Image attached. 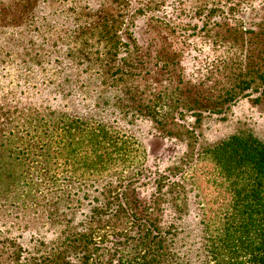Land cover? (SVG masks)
<instances>
[{"label":"trees","instance_id":"16d2710c","mask_svg":"<svg viewBox=\"0 0 264 264\" xmlns=\"http://www.w3.org/2000/svg\"><path fill=\"white\" fill-rule=\"evenodd\" d=\"M39 3L12 0L11 4L22 20L19 26H28L32 35L27 40L29 51L15 63L20 94L11 89L0 98V264H264V140L240 131L203 150L217 166L229 202L223 210L203 212L198 229L185 227L181 214L188 208L189 193L179 181L182 177L155 173L141 161L136 165L130 153L142 151L146 161L156 153L148 154L138 139L130 141L133 137L120 124H126L125 117L113 122L85 119L67 103H56L65 86L69 89L70 77H61L64 70L47 58L51 54L44 52L46 42L39 46L34 40L49 28L59 33L58 26H66L73 31L68 43L71 62L81 64L92 60V39L98 38L103 44V58H98L101 76L115 69L130 79L138 75L139 66L143 68L131 55L139 41L133 11L127 21L117 19L123 18L122 13L97 14V23L85 28L57 21L53 15H35ZM121 49L128 62L119 58ZM60 58L57 55L54 64ZM124 80L120 76L116 81ZM245 90L225 87L211 111L221 113L228 102L252 95ZM39 92L52 94L53 100L36 99ZM141 93L138 86L128 88L127 99H119L121 113L132 115L128 124L150 116L157 127L149 132V146L154 140L164 148L167 138L178 145L179 133L173 136L186 125L169 116L157 118V103L141 102ZM137 101L139 105L132 103ZM209 107L196 110L206 112ZM194 134L197 138L196 130ZM135 143L138 148L133 149ZM128 163L134 166L127 167ZM183 194L181 203H176ZM84 203L92 206V214L78 230L77 215ZM112 218H125L129 227L103 235L104 222ZM42 229L55 234L49 245L36 239ZM26 232L39 247L21 245ZM121 247L130 255H118Z\"/></svg>","mask_w":264,"mask_h":264},{"label":"rangeland","instance_id":"374dc122","mask_svg":"<svg viewBox=\"0 0 264 264\" xmlns=\"http://www.w3.org/2000/svg\"><path fill=\"white\" fill-rule=\"evenodd\" d=\"M11 4L12 0L0 2L1 99L9 95L11 89L20 94L14 75L18 73L15 63L24 58L23 53L31 47L27 46V40L32 34L27 32L28 26H19L22 20ZM37 6L33 11L37 16L53 15L57 21L75 22L76 26L85 28L97 23V14L114 12L116 16L122 13L123 18L117 19L127 21V14L133 11L132 21L136 25L133 29L139 41L138 48L132 47L131 55L139 58L137 61L142 62L143 68L139 66L138 75L130 79L121 73L117 75L115 69L101 76L103 70L99 59L103 58V44L98 43V38L92 39L95 43L92 60L81 64L71 62L68 43H72L73 31L66 26H58L59 33L48 27V31L39 33L40 38H34L39 46L46 42L44 52L51 54L47 58H53V66L59 65L64 70L61 77H70L69 89L65 86V92L58 94L56 103H67L85 119L113 122L125 117L126 124L123 121L120 124L127 135L133 137L130 141L137 142L138 139L148 154L156 153L146 161L142 149L140 153L135 150L130 154H133L132 158L135 156L136 165L139 166L141 161L155 173L182 177L179 181L189 193L188 208L181 214V223L185 227L196 230L203 212L214 213L226 208L229 193L211 156L203 150L240 131L252 132L264 140V0H40ZM119 54L123 62L129 61L124 50L121 49ZM57 55L61 60L54 64ZM121 69L123 71L125 66ZM120 76L124 77L123 82L116 81ZM137 86L142 92L141 102L157 103L155 110L160 111L157 118L169 116L186 125L173 136L179 133L178 145L167 138L164 148L162 142L155 143L154 140L149 146V132H154L157 127L150 116L135 120L137 124H128L132 115L121 113L119 99H127L124 92ZM235 86L248 88L244 94L252 95L242 94L224 105L221 113L212 112L211 107L217 105L224 88ZM46 96L53 100V95L47 92H39L36 99ZM132 103L139 105L140 102ZM202 105H209V111L196 110ZM182 107L185 110L182 111ZM133 147L138 148L137 143ZM126 166L132 168L134 164ZM149 189V185L144 187V193ZM167 197L171 199V196ZM183 198L184 194L176 203H181ZM91 209V205L84 203L78 212V230H82L81 224L89 219ZM123 221L106 220L104 224L107 225L101 233H120L124 227H129L125 218ZM54 237L55 234L42 229L36 239L49 245ZM30 238V232H26L19 242L27 248L39 247V243L30 242ZM120 251L118 255L131 253L124 247Z\"/></svg>","mask_w":264,"mask_h":264}]
</instances>
